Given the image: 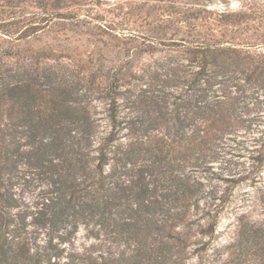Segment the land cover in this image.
Masks as SVG:
<instances>
[{"label":"trees","instance_id":"obj_1","mask_svg":"<svg viewBox=\"0 0 264 264\" xmlns=\"http://www.w3.org/2000/svg\"><path fill=\"white\" fill-rule=\"evenodd\" d=\"M89 1L0 0V264H264V220L240 216L214 246L236 186L259 181L264 142L223 189L203 180L232 124L230 82L264 78V1L213 12L206 0H144L164 24L142 51L163 54L128 75L100 54L39 44L45 30L76 32ZM240 27L257 35L224 38ZM24 183L33 198L14 213Z\"/></svg>","mask_w":264,"mask_h":264},{"label":"rangeland","instance_id":"obj_2","mask_svg":"<svg viewBox=\"0 0 264 264\" xmlns=\"http://www.w3.org/2000/svg\"><path fill=\"white\" fill-rule=\"evenodd\" d=\"M144 0H91L88 6L91 13L80 22L76 32H53L45 30L40 33L43 41L57 42L72 48L70 53L86 56L88 53L100 54L107 64L120 63L122 70L145 68L153 62L162 51L143 52L145 36L154 33L160 24L157 20L158 11ZM260 0H206L205 3L213 12L228 9L238 11L249 7ZM264 1V0H262ZM212 17H215L214 15ZM217 18V16H216ZM168 28V29H167ZM185 29V28H184ZM183 28L177 32L176 38L187 36ZM167 35L175 28L166 24ZM264 30V27H263ZM222 31H225L222 29ZM256 29L233 28L226 31L225 39L231 37L241 40L243 37H255ZM229 39V40H233ZM259 50L256 49V51ZM96 56V55H95ZM117 60V61H116ZM116 61V62H115ZM140 81L131 77V85L137 86ZM264 78H244L229 84L230 96L235 105L232 124L227 130L221 131L211 142V155L208 160L209 170L203 175L206 187L223 189L229 182L228 178L243 176L253 162L257 149L264 142ZM125 110L121 113L124 114ZM259 181L251 179L240 182L232 200L221 214L217 224L218 239L214 246L222 247L234 236L238 218L245 215L249 219L264 220V165L258 173ZM20 206L14 208L15 213L22 212L33 198L31 184H16ZM29 218V217H28ZM195 261V257L192 258Z\"/></svg>","mask_w":264,"mask_h":264}]
</instances>
